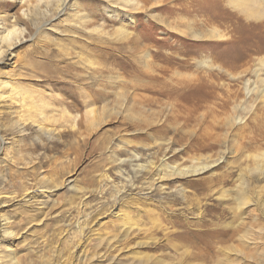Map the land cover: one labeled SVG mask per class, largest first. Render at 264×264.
Masks as SVG:
<instances>
[{
	"label": "rangeland",
	"instance_id": "obj_1",
	"mask_svg": "<svg viewBox=\"0 0 264 264\" xmlns=\"http://www.w3.org/2000/svg\"><path fill=\"white\" fill-rule=\"evenodd\" d=\"M30 2L25 16L27 2L0 0V25L26 37L0 81L50 118L0 107V264H264V96L244 89L264 19L222 0H68L58 14ZM137 154L141 170L119 162Z\"/></svg>",
	"mask_w": 264,
	"mask_h": 264
},
{
	"label": "bare ground",
	"instance_id": "obj_2",
	"mask_svg": "<svg viewBox=\"0 0 264 264\" xmlns=\"http://www.w3.org/2000/svg\"><path fill=\"white\" fill-rule=\"evenodd\" d=\"M21 1H23V3L24 2L28 3V8L24 9L23 15L29 16L32 13L31 8H29L30 5H32V3L30 2V0H21ZM67 1L68 0H55L54 7H55V12L57 14L64 9ZM106 1L109 2L108 3L109 7H114V6L116 7V6H119L120 0H106ZM222 2H225L226 7L232 9L233 11H236L238 14H240L246 20L264 19V0H222ZM36 4L38 5V2H36ZM122 4L125 5V3H122ZM112 10L114 11L115 9H112ZM87 17L88 16L81 18V20L83 21V22H81V24L85 25L84 23L87 21L86 20ZM92 31L96 34H100V31L97 30V28H95V27L92 28ZM24 32H25V30L17 27L16 24H12L11 26L0 25V59H1V56L4 55V53H6L7 50H9L12 46L17 45V44H19L25 40L26 37H25ZM128 34H129V32L127 31L125 26L124 25L121 26V28L119 29V32H118L119 38L122 40L127 39ZM99 36L100 35H98L97 37H99ZM94 62L95 61L92 59H88V58L84 59L85 65L90 66L92 68L94 67ZM254 64H255V66H254L252 71H253V74L257 77V82H255L252 87H251L252 84H249L250 83L249 81H247L245 83L244 89H245L246 97L249 96L252 92H254L258 95H261L263 97L264 96V56L257 58ZM11 85L12 84L8 83L7 81H0V104H2V105H0V107L3 106L2 102H5V100L6 101H14L13 103H15V105L23 108V110L28 111V112H33V116L28 117L29 119H31L33 121V122H31V124H37L38 125V122H39L38 120L41 119V121L42 120L47 121V119L50 118V116L47 117V115L43 113L46 111L48 104L42 105L41 103H39V109H38L35 106L34 101H32L33 98H31L29 95H27L26 91L24 89L13 88ZM243 102L245 103L244 104L245 106L243 105ZM243 102L241 103V101L240 102L234 101L233 112L237 111L239 108H242V107L246 108L248 106H251L250 101L245 99V100H243ZM32 109H34V110H32ZM21 110L22 109H20L19 111H21ZM94 111H95V109L94 110L93 109H87L86 115H85L87 118H90V122H92V123L94 120V116H93ZM9 113L11 114L13 112L9 111ZM239 114H241V113H239ZM36 116H38L37 117L38 119L34 118ZM21 117L11 116L12 122L8 128L10 133H16L17 135L24 134V132L26 130L25 126L27 124L25 122H27V119H24ZM232 118H233L231 120L232 123H239L241 120L240 115H235ZM38 128L42 129L43 131L45 130L41 126ZM261 132L263 133V139H264V131H261ZM48 136L49 135H47V137ZM2 138H3V135H0V140H2ZM255 140H256V136L248 137V144L252 145L255 142ZM10 143H11V141H10ZM263 156H264L263 153H262V155L253 154V157L255 158V160L263 158ZM138 159H139V156L137 154V155H132L131 157L126 158V159H120L119 162L120 163L128 162L130 166H132L134 168L136 167L137 169L141 170L145 167V165L142 163H139ZM257 164H258L257 166L260 165L259 163H257ZM165 165L166 164H164V166ZM213 165H214V163L208 162L206 160V162L198 163L195 166L193 165L191 168L190 167L185 168V169L181 168L177 174L186 175V176L197 175V174L202 173V172L208 170L209 168L213 167ZM160 177H162V176H160ZM11 252H12L11 246L7 245L6 250H5V255L3 256L7 263L8 262H15V258L13 257V255H11Z\"/></svg>",
	"mask_w": 264,
	"mask_h": 264
}]
</instances>
